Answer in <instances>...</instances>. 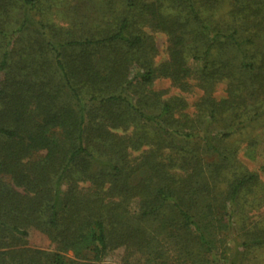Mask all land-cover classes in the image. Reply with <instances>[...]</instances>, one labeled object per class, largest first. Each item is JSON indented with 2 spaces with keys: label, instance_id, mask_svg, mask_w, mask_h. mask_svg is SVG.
<instances>
[{
  "label": "trees",
  "instance_id": "trees-1",
  "mask_svg": "<svg viewBox=\"0 0 264 264\" xmlns=\"http://www.w3.org/2000/svg\"><path fill=\"white\" fill-rule=\"evenodd\" d=\"M254 1L0 0V264L117 251L155 264L161 243L214 261L215 243L234 244L224 264L264 251V217L251 220L264 182L238 158L264 155L249 134L264 119ZM154 33L167 37L161 63ZM158 79L198 88L195 112Z\"/></svg>",
  "mask_w": 264,
  "mask_h": 264
},
{
  "label": "rangeland",
  "instance_id": "rangeland-1",
  "mask_svg": "<svg viewBox=\"0 0 264 264\" xmlns=\"http://www.w3.org/2000/svg\"><path fill=\"white\" fill-rule=\"evenodd\" d=\"M237 3H241L240 1ZM260 5L261 0H255L254 5ZM225 11V10H224ZM154 42L156 44V48L158 51V55L156 57V62L161 63L167 59V37L163 33H154ZM193 67H198L197 62H191ZM154 89L157 91L164 92L163 95L164 99H171L174 97H181L184 99L186 107L184 109V113L188 115H192L195 112V103L201 97L202 92L195 88L190 92H181L179 89L174 87L169 79H158L155 82ZM213 97L216 100H221L225 98V85L220 83L214 87L212 92ZM257 129L250 132L252 137L258 138L261 142L259 143V147L264 146V119L259 122L256 126ZM245 145V144H243ZM245 149H242L238 154L239 160L248 168L249 171H259L261 175L262 182H264V155L258 157L256 160H252L247 158L245 155ZM140 155V152L132 151L131 157H137ZM140 175L136 174L133 177L134 181H139ZM254 215V216H253ZM251 220L253 221H261L264 217V207L261 208L259 211H253L251 213ZM263 216V217H262ZM224 234V233H223ZM216 250L214 252L217 254L218 258L215 261L204 251V249H199L197 247L190 248L186 251V255H182L178 248L175 246H166L162 243L157 245L155 244L153 247L154 251H158L160 258L157 261H154L155 264H224L222 258L223 254L225 256L232 257L233 254L236 252V246L230 245L229 243L223 244V246H219L215 243ZM152 250V251H153ZM180 254V255H179ZM68 257H72L71 253L68 254ZM246 258V257H245ZM250 261H246L243 256H238L237 262L235 264H264V251L263 250H255L252 256L250 257ZM222 260V261H221ZM245 260V261H244ZM102 264H125L124 260L122 259L121 251H117L111 253L108 258ZM128 264H149L144 261L143 256H136L133 258ZM153 264V263H150Z\"/></svg>",
  "mask_w": 264,
  "mask_h": 264
}]
</instances>
